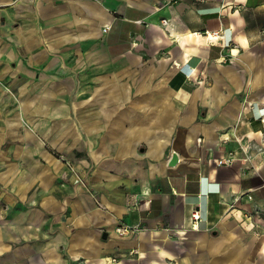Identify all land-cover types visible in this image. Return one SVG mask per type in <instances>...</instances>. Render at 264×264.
Returning a JSON list of instances; mask_svg holds the SVG:
<instances>
[{
  "label": "crops",
  "instance_id": "0c3cea01",
  "mask_svg": "<svg viewBox=\"0 0 264 264\" xmlns=\"http://www.w3.org/2000/svg\"><path fill=\"white\" fill-rule=\"evenodd\" d=\"M263 31L264 0H0V264H264Z\"/></svg>",
  "mask_w": 264,
  "mask_h": 264
},
{
  "label": "built area",
  "instance_id": "2783aa9c",
  "mask_svg": "<svg viewBox=\"0 0 264 264\" xmlns=\"http://www.w3.org/2000/svg\"><path fill=\"white\" fill-rule=\"evenodd\" d=\"M161 23H162L163 26H167L169 24V20L168 19H163L161 21ZM263 34H264V31H263ZM205 36H206L207 39H209L211 41L222 37V35L219 32L206 33ZM231 57H232L231 55L227 56V58L223 57L222 61L224 62V61H227V60H231ZM262 121L264 122V119ZM240 148H241L242 151L245 152V150H246L245 147H242V145H241ZM261 154H264V149L261 151ZM246 160H249V158H246ZM234 161H235L234 155H233L232 152H230L227 157H225L224 159L221 160V164L222 165H226V166H230V165H232L234 163ZM80 182H82V181H80ZM246 199L248 201H251L252 200V196L251 195H247ZM246 217L249 218L248 215H246ZM191 219L194 220V221H198L199 220L198 213L197 212H193L192 215H191ZM256 227H260V226H256ZM136 229H137L136 227H131V226L122 227L121 226V227L116 229V232L118 234H120V235H128L132 231H135ZM257 234H260V233L257 232Z\"/></svg>",
  "mask_w": 264,
  "mask_h": 264
}]
</instances>
